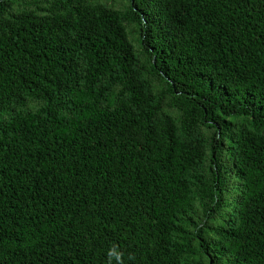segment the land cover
<instances>
[{
    "label": "trees",
    "instance_id": "1",
    "mask_svg": "<svg viewBox=\"0 0 264 264\" xmlns=\"http://www.w3.org/2000/svg\"><path fill=\"white\" fill-rule=\"evenodd\" d=\"M0 264H264V0H0Z\"/></svg>",
    "mask_w": 264,
    "mask_h": 264
}]
</instances>
